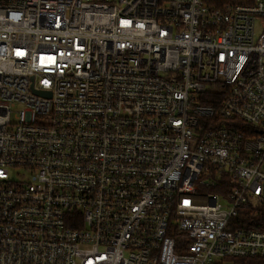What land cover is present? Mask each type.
Masks as SVG:
<instances>
[{"label":"built area","instance_id":"2783aa9c","mask_svg":"<svg viewBox=\"0 0 264 264\" xmlns=\"http://www.w3.org/2000/svg\"><path fill=\"white\" fill-rule=\"evenodd\" d=\"M263 164L264 0H0V264L264 259Z\"/></svg>","mask_w":264,"mask_h":264},{"label":"trees","instance_id":"16d2710c","mask_svg":"<svg viewBox=\"0 0 264 264\" xmlns=\"http://www.w3.org/2000/svg\"><path fill=\"white\" fill-rule=\"evenodd\" d=\"M240 262H242L243 264H264V259H241Z\"/></svg>","mask_w":264,"mask_h":264},{"label":"rangeland","instance_id":"374dc122","mask_svg":"<svg viewBox=\"0 0 264 264\" xmlns=\"http://www.w3.org/2000/svg\"><path fill=\"white\" fill-rule=\"evenodd\" d=\"M263 170H264V164H263ZM13 177L16 179L17 177L13 174ZM232 264H238V263H235L233 262Z\"/></svg>","mask_w":264,"mask_h":264}]
</instances>
